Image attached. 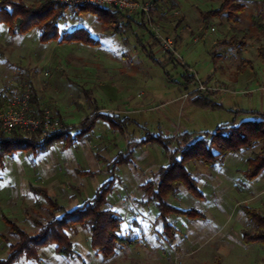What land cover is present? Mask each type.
Segmentation results:
<instances>
[{
  "label": "rangeland",
  "instance_id": "374dc122",
  "mask_svg": "<svg viewBox=\"0 0 264 264\" xmlns=\"http://www.w3.org/2000/svg\"><path fill=\"white\" fill-rule=\"evenodd\" d=\"M140 1L151 3L145 26L140 24L141 18L129 24L131 13L126 12L129 17L122 21L128 25L122 23L117 34L108 33L89 12L65 10L60 30L64 33L83 25L98 40L94 45L58 39L43 43L38 29L11 36L5 25L0 26V89L11 87L15 94L20 93L23 83L31 80L41 106L60 117L66 128L62 131L75 132L85 119L101 112L119 115L127 126L124 131L100 118L75 143H57L35 156L21 150L4 157L0 232L7 238H0L1 258L7 257L9 244L16 239L3 216L34 233L35 217L44 221L52 211L61 213L52 209L42 190L70 210L116 175L110 204L123 215L124 230L131 229L134 237L141 238L140 245L104 259L91 247L88 230L78 227L69 230L75 249L72 257L59 254L49 244L39 249L38 258L23 255L13 264H264V243H245L242 237V229L248 226L244 207L264 213V172L252 180L244 174L249 150L229 153L213 167L187 164L203 196L182 185L168 202L179 209L195 208L205 217L169 213L167 219L177 230L173 240L171 230H164L158 218L157 205L144 202L142 189L168 164L181 133L214 131L220 124L253 118V112L264 113L260 43L249 40L238 54L222 42L232 34L225 17L216 19L208 29L204 26L200 11L217 7L219 0ZM241 1L246 10L238 27L244 29L250 25L251 14L264 12V0ZM166 38L172 40L170 50L163 48ZM150 53L162 60L164 68ZM171 55L176 57L173 62ZM184 73H195L196 82H186ZM202 83L208 87L205 91L198 88ZM196 89L220 106L195 105L187 95ZM148 132L173 136L170 149L157 142L134 146ZM130 147L132 161L119 165L113 175L112 159ZM123 180L128 187H121ZM138 183L141 188L134 189Z\"/></svg>",
  "mask_w": 264,
  "mask_h": 264
},
{
  "label": "trees",
  "instance_id": "16d2710c",
  "mask_svg": "<svg viewBox=\"0 0 264 264\" xmlns=\"http://www.w3.org/2000/svg\"><path fill=\"white\" fill-rule=\"evenodd\" d=\"M219 1L217 7L200 11L204 26L208 29L216 19L225 17L232 29V34L229 37L225 36L222 42L237 49L238 54H242L248 45V41L253 40L255 43H260L258 54L260 57H264V45H261L264 35L263 10L251 14L250 25L242 29L238 27V24L246 10V3L241 0ZM158 2L159 0H153L154 4ZM69 8L73 9L74 12H89L94 15L105 27V30L111 34L119 33L122 23L128 25L126 21H122V18L128 15L117 7L101 6L89 2L70 7L61 0H36L31 3L25 0H0V26L5 25L11 36L38 29L39 39L43 43L56 39L62 42H80L89 45L97 43L98 40L84 26L64 33L60 30L59 21L65 10ZM148 12L135 13L136 15L129 14L132 19L129 20V24L134 19L141 18V21H144L140 24L145 26ZM214 57L215 55H213ZM150 58L164 68L165 64L158 57L152 56L150 53ZM175 58L171 55L172 62L175 61ZM183 77L188 83L196 82L195 73H184ZM22 86L23 91L16 94L11 87L0 89V112L7 108L15 96L21 95L28 89L33 112L35 115H40L43 106H41L33 82L28 79ZM187 97L198 106L212 108L220 106L210 95L197 89L190 92ZM253 113V118L242 120L239 123L220 124L214 131H205L200 134H193L188 131L181 133L178 146L173 148L172 153H170L168 164L159 168L155 180L148 181L142 186L145 196L144 202L146 204L153 202L157 205L158 218L162 220L164 230H171L172 240L177 230L167 219L169 213L173 211L174 213L185 214L192 219H197L199 216L205 217L203 212L195 208L179 209L171 206L168 202V198L176 195L182 185L196 196H203L195 176L187 168L189 162H200L207 167H213L221 163L229 153L249 150L250 155L247 159V168L244 171L245 176L252 180L264 172V113ZM100 118L109 122L112 127H120L126 131L127 126L123 124L126 119L108 112H101L94 117L85 119L80 123L79 128L75 129V132L69 129L45 137H41L40 131L23 132L13 129L6 132L0 129V166L4 164V157L21 150L28 155L35 156L57 143H62L64 146L75 143V138L91 132L96 121ZM172 140L173 136L165 135L162 132H148L146 136L137 140L134 146L157 142L168 150ZM132 153L133 149L130 147L112 159L110 165L113 175L119 165L132 161ZM115 180L116 175L100 184L91 198H87L82 204L70 210L59 205L49 197L45 190H42L41 194L46 197L52 209L57 208L61 213L55 214L52 211L50 218L44 221L35 217L34 224L37 231L31 234L19 227L9 217L3 216L10 233L15 235L16 239L10 242L7 257H0V264H13L23 255L27 258H38L39 249L49 244H54L55 250L59 254L72 257L75 254V249L69 230H76L78 227L88 230L91 236V247L97 250L104 259L112 258L120 249L140 245L141 238L134 237V232L131 229L124 230L123 215L110 204L109 194L114 189ZM35 191L38 190L35 189ZM244 211L248 226L242 229L243 241L249 244L264 243V213L251 206H245ZM0 238L6 239L7 236L0 232Z\"/></svg>",
  "mask_w": 264,
  "mask_h": 264
},
{
  "label": "built area",
  "instance_id": "2783aa9c",
  "mask_svg": "<svg viewBox=\"0 0 264 264\" xmlns=\"http://www.w3.org/2000/svg\"><path fill=\"white\" fill-rule=\"evenodd\" d=\"M70 7L78 6L86 2L101 6L117 7L128 13L148 12L150 1L140 0H61ZM172 40H164V49L172 48ZM199 90L205 91L208 87L205 84L199 85ZM30 91L26 90L21 95H17L9 103L7 108L0 112V129L10 132L18 129L23 132L40 131L41 136H50L58 131L66 129L58 114L48 107H42V113L35 115L30 103Z\"/></svg>",
  "mask_w": 264,
  "mask_h": 264
},
{
  "label": "crops",
  "instance_id": "0c3cea01",
  "mask_svg": "<svg viewBox=\"0 0 264 264\" xmlns=\"http://www.w3.org/2000/svg\"><path fill=\"white\" fill-rule=\"evenodd\" d=\"M80 26H83V25H80ZM77 27H79V26L76 25L75 27L71 28L70 30H73V29H75V28H77ZM84 27H85V26H84ZM86 28H87V27H86ZM87 30H89V29L87 28ZM76 43H80V42H76ZM81 44H83V43H81ZM85 45H89V44H85ZM140 179H141V177L138 179V182H140ZM122 182H123V183L120 184L122 188L128 187V183H127V182H125L124 180H123ZM137 186H139V183H138V185L134 186V189H136ZM139 187H140V186H139ZM139 187H138V188H139ZM140 188H141V187H140ZM115 208H116V206H115Z\"/></svg>",
  "mask_w": 264,
  "mask_h": 264
}]
</instances>
